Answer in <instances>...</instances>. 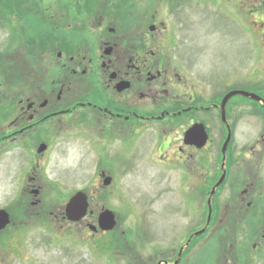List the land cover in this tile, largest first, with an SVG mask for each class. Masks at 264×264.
Wrapping results in <instances>:
<instances>
[{
	"label": "flooded vegetation",
	"instance_id": "obj_1",
	"mask_svg": "<svg viewBox=\"0 0 264 264\" xmlns=\"http://www.w3.org/2000/svg\"><path fill=\"white\" fill-rule=\"evenodd\" d=\"M168 1L16 0L13 21L1 9L0 156L7 140L28 156L14 199L116 195V173L144 169L162 198L239 199L242 212L226 202L216 218L264 217V0L216 1L235 18L230 37H197V0ZM233 93L248 97L226 101ZM73 142L94 156L99 183L53 197L67 180L53 153Z\"/></svg>",
	"mask_w": 264,
	"mask_h": 264
},
{
	"label": "rangeland",
	"instance_id": "obj_2",
	"mask_svg": "<svg viewBox=\"0 0 264 264\" xmlns=\"http://www.w3.org/2000/svg\"><path fill=\"white\" fill-rule=\"evenodd\" d=\"M15 1H0V18L1 9L5 10L6 15L2 20L15 19ZM186 1V6L190 7V0ZM211 1L213 5H209ZM216 1L197 0L201 6L197 16V37H230L227 31L238 34L235 18L229 17ZM203 2L207 5L201 4ZM46 7L44 1L38 11L45 15ZM155 8L151 7V15ZM206 19L213 32L206 25ZM32 23L38 28L37 31L43 30L38 22ZM119 24L123 29L127 28L120 21ZM144 26L145 23L141 28ZM6 32L1 29L0 20L1 50L5 46L1 41H5ZM10 50L15 52L12 47ZM246 66L247 69L250 66L248 60ZM7 143L8 153L1 152L0 156V209L6 210L11 206L16 209L17 206L22 216L11 215L14 216V226L5 229L8 232L1 235V264H164L163 261L177 264L178 253L190 236L206 226L208 199H171V194L162 198V183L156 187L149 184L146 177L154 172H145L144 169L135 173H116V195L101 191L96 192L97 197L93 199L89 195L91 214L80 224L68 223L60 216L71 199H24L22 202L26 205H18L19 199L14 198L20 195L19 166L26 162L28 156L19 142L7 140ZM73 144L66 155L61 154V147H57L53 153L51 165L58 163L62 170H67L63 173L67 179L66 185L52 189L53 197L67 195V192L73 195L83 188L90 194L95 192L99 183L98 172L93 166L94 156L85 147L81 148L80 143ZM167 184L168 181L164 182L163 187H167ZM149 191L153 194L152 199H144ZM217 200L219 205L216 199L212 205L213 215L218 206L225 208L226 202L231 206L228 209L241 211L239 199ZM46 201L52 208L49 209ZM103 209L114 213L117 228L114 234L92 237L94 234L88 228L90 225L97 226L98 215ZM21 218L24 219L22 223L19 221ZM241 218L232 214H227V217L224 214L221 218L214 215L208 232L187 245L179 264H264V245H261L264 244V240H261L264 217L258 219L245 215Z\"/></svg>",
	"mask_w": 264,
	"mask_h": 264
},
{
	"label": "water",
	"instance_id": "obj_3",
	"mask_svg": "<svg viewBox=\"0 0 264 264\" xmlns=\"http://www.w3.org/2000/svg\"><path fill=\"white\" fill-rule=\"evenodd\" d=\"M237 95H245L242 93H233L229 95L226 101ZM248 97V96H247ZM189 137V136H188ZM228 143H226L225 148L227 147ZM111 183L110 179L105 180V186H109ZM211 204V199L209 201V205ZM88 211V203L87 197L83 193L77 194L67 205L66 207V217L70 222H79L87 215ZM211 213V208H210ZM9 224V217L4 211H0V231L3 230ZM116 227L115 216L112 212L106 210L100 216L98 220V228L102 232H110ZM92 231L97 232V229L91 228ZM204 233V231L196 234L195 236H200Z\"/></svg>",
	"mask_w": 264,
	"mask_h": 264
},
{
	"label": "trees",
	"instance_id": "obj_4",
	"mask_svg": "<svg viewBox=\"0 0 264 264\" xmlns=\"http://www.w3.org/2000/svg\"><path fill=\"white\" fill-rule=\"evenodd\" d=\"M1 2L3 1V0H0Z\"/></svg>",
	"mask_w": 264,
	"mask_h": 264
}]
</instances>
